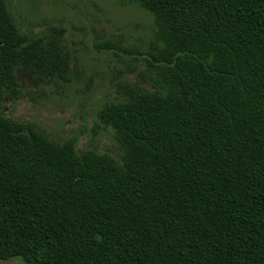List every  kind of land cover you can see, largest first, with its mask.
Returning a JSON list of instances; mask_svg holds the SVG:
<instances>
[{
  "label": "trees",
  "instance_id": "16d2710c",
  "mask_svg": "<svg viewBox=\"0 0 264 264\" xmlns=\"http://www.w3.org/2000/svg\"><path fill=\"white\" fill-rule=\"evenodd\" d=\"M123 1L153 17L155 89L99 108L114 156L5 114L17 68L66 58L0 0V264H264V0Z\"/></svg>",
  "mask_w": 264,
  "mask_h": 264
},
{
  "label": "rangeland",
  "instance_id": "374dc122",
  "mask_svg": "<svg viewBox=\"0 0 264 264\" xmlns=\"http://www.w3.org/2000/svg\"><path fill=\"white\" fill-rule=\"evenodd\" d=\"M21 31L54 34L63 41L66 62L52 80L17 68L19 89L5 103L11 119L35 124L52 138L75 140L78 151L117 156L114 133L94 124L118 82L154 90L146 50L155 35L152 15L123 0H7ZM4 264H24L11 258Z\"/></svg>",
  "mask_w": 264,
  "mask_h": 264
}]
</instances>
